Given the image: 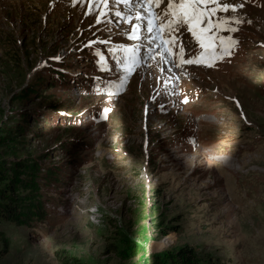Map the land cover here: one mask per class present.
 Listing matches in <instances>:
<instances>
[{
  "label": "rangeland",
  "instance_id": "374dc122",
  "mask_svg": "<svg viewBox=\"0 0 264 264\" xmlns=\"http://www.w3.org/2000/svg\"><path fill=\"white\" fill-rule=\"evenodd\" d=\"M216 4L235 6L212 17L228 53L196 75L146 25L140 62L114 60L138 3L0 0V163L30 168L0 216V264H169L183 247L264 264V0Z\"/></svg>",
  "mask_w": 264,
  "mask_h": 264
},
{
  "label": "snow or ice",
  "instance_id": "6c2138e0",
  "mask_svg": "<svg viewBox=\"0 0 264 264\" xmlns=\"http://www.w3.org/2000/svg\"><path fill=\"white\" fill-rule=\"evenodd\" d=\"M105 6H107L110 0H102ZM117 3L129 4L130 0H116ZM91 3V0H90ZM136 3L140 5L143 9L147 5V13L142 14L140 11L136 13V19L140 20L142 23L146 21V30L151 33L154 29L156 31V36L152 38L153 42L159 39L161 45H172L175 41L174 33L179 30L181 24L186 25L188 31L197 38L202 48L215 49L217 45L214 43L217 39L220 41L219 48L221 49V54H227L228 49L225 48V37L218 35L220 31L225 30V25L227 21L218 18L213 20L212 17L215 16L217 10L227 11L232 8L235 11L234 5L229 4H216L215 7H206L210 3H215V0H167L166 7L163 12H158L154 10L159 8L162 0H136ZM104 13H101V16ZM116 16L124 17L126 21H131L132 17L130 14L123 13L121 11L115 12ZM159 18V22L158 21ZM99 22V17L97 18ZM123 22V21H122ZM240 21H234V23H239ZM131 33H127L129 38H139L138 33L140 31V26L136 23H131ZM167 30L169 33V39L165 40L162 36V32ZM215 30V31H214ZM226 30L236 31L235 28L229 27ZM166 52L171 53L169 47H165ZM135 49L129 50V56L126 57V64L134 65L136 63ZM183 48H181V55ZM184 63H192L193 60H184ZM200 62V61H195ZM131 71V68H129Z\"/></svg>",
  "mask_w": 264,
  "mask_h": 264
},
{
  "label": "trees",
  "instance_id": "16d2710c",
  "mask_svg": "<svg viewBox=\"0 0 264 264\" xmlns=\"http://www.w3.org/2000/svg\"><path fill=\"white\" fill-rule=\"evenodd\" d=\"M30 168L25 167L24 162L14 163V165H5L0 163V182H4L7 188H0V216L7 217L11 213H15V207H11L8 200L17 199L20 202L21 197L17 194L19 188L28 187L26 185V179L21 175H28ZM17 194V195H16ZM20 202H17L20 206ZM166 261L169 260V264H195V258L193 250L188 247H183L177 250L174 254H167L165 256Z\"/></svg>",
  "mask_w": 264,
  "mask_h": 264
},
{
  "label": "bare ground",
  "instance_id": "6f19581e",
  "mask_svg": "<svg viewBox=\"0 0 264 264\" xmlns=\"http://www.w3.org/2000/svg\"><path fill=\"white\" fill-rule=\"evenodd\" d=\"M133 4V3H136V0H130V3L129 4ZM129 6H131V7H134V10H138V11H140L142 14H143V9L140 7V5L138 4V5H129ZM130 11H132V10H130ZM142 25H146V23L145 22H143L142 24H141V26H140V31H139V33H138V36H144V31H143V26ZM182 27H184L183 25H181L180 26V28H182ZM146 33L147 34H150V35H153V34H156V31H155V29L151 32V33H149V32H147V30H146ZM162 36L164 37L165 36V32L163 31L162 32ZM193 38H194V36H192ZM196 38V37H195ZM160 47L161 46V42H159V44L158 45H156V47ZM180 54V53H179ZM181 55V54H180ZM183 56H185L186 54L185 53H183L182 54ZM181 55V56H182ZM163 56V53H162V55H161V57ZM175 65L177 66V64H176V62H175ZM184 69H185V71L187 70L188 71V69H189V67H184ZM162 245H163V241H160V242H158V245H156V247H162Z\"/></svg>",
  "mask_w": 264,
  "mask_h": 264
}]
</instances>
